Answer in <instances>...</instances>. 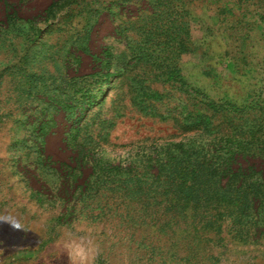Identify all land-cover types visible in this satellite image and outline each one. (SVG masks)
I'll use <instances>...</instances> for the list:
<instances>
[{
    "label": "rangeland",
    "instance_id": "1",
    "mask_svg": "<svg viewBox=\"0 0 264 264\" xmlns=\"http://www.w3.org/2000/svg\"><path fill=\"white\" fill-rule=\"evenodd\" d=\"M75 227L92 264H264V0H0V264Z\"/></svg>",
    "mask_w": 264,
    "mask_h": 264
},
{
    "label": "clouds",
    "instance_id": "2",
    "mask_svg": "<svg viewBox=\"0 0 264 264\" xmlns=\"http://www.w3.org/2000/svg\"><path fill=\"white\" fill-rule=\"evenodd\" d=\"M70 230L74 232V236L66 239L62 244L64 252L67 253L69 264H92L99 251L98 245L94 241L92 244L80 242L81 237L92 235L91 229L75 227Z\"/></svg>",
    "mask_w": 264,
    "mask_h": 264
},
{
    "label": "trees",
    "instance_id": "3",
    "mask_svg": "<svg viewBox=\"0 0 264 264\" xmlns=\"http://www.w3.org/2000/svg\"><path fill=\"white\" fill-rule=\"evenodd\" d=\"M246 174L250 175V174H251V172L243 173V175H246Z\"/></svg>",
    "mask_w": 264,
    "mask_h": 264
}]
</instances>
